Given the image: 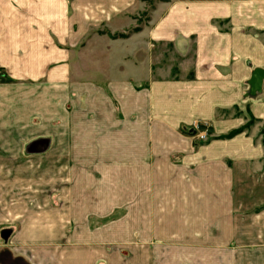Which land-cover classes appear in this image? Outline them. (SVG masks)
Wrapping results in <instances>:
<instances>
[{
	"label": "crops",
	"instance_id": "crops-1",
	"mask_svg": "<svg viewBox=\"0 0 264 264\" xmlns=\"http://www.w3.org/2000/svg\"><path fill=\"white\" fill-rule=\"evenodd\" d=\"M71 1L0 0V20L19 19L17 5L27 3L39 5L33 12L37 18L55 19L58 4L63 3L67 12ZM80 2L84 20L109 24L137 13V4H142ZM42 4L49 5L44 12ZM85 24L87 30L94 26ZM0 28V68L12 79L0 85V92L10 93L8 98L0 96V130L12 138L1 139L0 148L27 154L0 156V234L11 233L5 242L0 238V264H165L163 259L177 264H264V79L261 91L248 95L252 72L264 70V0L157 2L147 22L120 45L129 43L135 56L125 55L112 67L97 58V75H84L83 109L76 126L87 133L83 147L97 154L95 159L88 157L99 165L96 210L114 211L120 206L117 202L129 196V211L157 213V227L177 228L178 244L206 246L193 251L184 246L178 252L134 251L128 259L88 245H105L104 238L91 242L87 236L64 234L70 204L64 207V217L50 205L44 210L49 216L42 214L41 168L26 164L48 161L53 164L50 189L58 192L63 180L66 191L71 188L73 171L57 164L73 163V156L63 155H70L69 132L76 127L74 111L66 107L73 80L67 56L52 45L38 49L40 42L35 44L32 37L27 41L20 27L10 30L1 23ZM153 42L171 44L179 58L176 67L155 74ZM86 58L84 70L91 68ZM33 80L43 84L45 94H26L25 81ZM90 131L97 132L96 140L90 139ZM200 132L208 135L205 142L196 138ZM47 150L49 156L37 155ZM10 163L17 166L11 168ZM146 226H154V220ZM182 229H193L192 238ZM141 240L148 243L152 238ZM219 244L239 246L232 251L226 246L219 255Z\"/></svg>",
	"mask_w": 264,
	"mask_h": 264
},
{
	"label": "rangeland",
	"instance_id": "rangeland-1",
	"mask_svg": "<svg viewBox=\"0 0 264 264\" xmlns=\"http://www.w3.org/2000/svg\"><path fill=\"white\" fill-rule=\"evenodd\" d=\"M73 1V3H72ZM68 5V10L66 12V6L62 4H58V7L54 9L58 13V17L55 19L48 20L45 18V15H42V18H37L33 12L38 11V4L27 3L24 5H17L20 7V11L18 14L19 19H1V23L6 24L9 29H14L20 27L21 30L25 32L27 41L32 37L34 43L38 45V49H42L47 45H52L57 49L58 54L63 53L68 58L69 64V72L71 79L73 80L74 91L71 97V102L66 105L67 109L70 111H74V121L75 126L80 124V115L82 111V91L81 84L84 78H88V76H96L98 61L97 58H100L101 64L104 66L107 63V66H113L115 61H120L125 58V55L128 54L134 55V47H130L129 43H125L120 47L122 41L128 39L131 35L137 33L140 28L147 22L148 14L155 7L157 2L166 1V0H141L142 4H137L138 8L132 15H127L128 17L122 16V20H110V24L105 21L100 23L99 20H84L82 17V7L83 4L80 2L81 0H72ZM89 5V4H88ZM49 5L42 4L40 5L41 11L44 12L46 7ZM53 7V4H51ZM85 6V5H84ZM132 7V5H131ZM11 8V6H10ZM12 12H17L18 9H12ZM131 9L127 10L130 11ZM62 12V13H61ZM59 13L63 14L59 16ZM132 20V21H131ZM94 24L92 29H86L85 22ZM133 23V27L131 23ZM5 26V25H4ZM2 28H0V33ZM5 30V28L3 29ZM8 30H5L7 33ZM5 33V34H6ZM1 37V34H0ZM188 43L190 45L193 44V38L188 39ZM27 44H29L27 42ZM171 44L165 45L157 42H153V65L155 69V74H160L162 69L173 68L176 67L179 58L176 56L173 48L170 46ZM114 46V47H113ZM105 47V48H104ZM86 59L91 60V68H94L93 73L92 69L88 67L84 70L82 66V59L84 57ZM135 56V55H134ZM129 57V56H128ZM127 57V58H128ZM94 61L92 62V60ZM130 70V69H129ZM84 71L85 74H84ZM89 71V73H88ZM91 72V73H90ZM12 79L8 76V72L4 68H0V85L10 84ZM24 82V81H22ZM17 83V82H15ZM37 81H25L26 84V94L37 96L35 92L44 93L40 88L41 83ZM31 88V90H29ZM4 93V94H3ZM7 97L10 96V93L0 92V96ZM11 96H16V94H11ZM16 100V99H15ZM85 134L79 127L76 126L73 132H69V148L67 149L69 154H63L67 156H73V163L70 164H57L59 169L65 170L66 167L70 168L69 170L73 171V180L68 181V192L66 191L65 180L59 181L58 192L50 189V182L48 179L49 168L53 166L48 161H44L41 164H26L27 168L35 167L41 168L42 172V184L40 191V200L42 214H47L49 216V212L44 211L46 205H50L52 207H56L60 212V216L65 213L64 207L66 204H70L71 209L68 211V219L69 223L66 227L61 230L64 234L74 235L79 237H89V241L96 242L98 239L103 241L105 239V245L102 242L98 243H88L90 247H103L107 253H119V255L123 259H128L131 252L141 251V252H152L156 253V251L165 252H178V250L189 249L193 251L194 249H206V246L199 244H178V240L174 239V235H178L179 231L177 228H168V227H157V223L161 224V222L155 221L157 219L156 214L153 212H131L128 210L129 207V196H123L122 202L121 199L117 206L118 208L114 211H104L98 212L96 209L99 205L100 197L96 194L98 181L95 179L97 176V167L99 166L93 156L94 154L92 149L87 151L86 148L83 147V143L85 142ZM90 139H97V132L90 131ZM208 135L204 142L208 139ZM11 140L12 138L9 135H6V132L0 130V140ZM64 150V149H63ZM26 155L25 153H19L14 148H10L9 150L0 148V156H8V155ZM60 155V153H54L53 155ZM42 156H49L50 152L47 150L43 154H37ZM89 161V162H88ZM11 168L14 165L10 163ZM95 179V180H93ZM68 193L65 196V193ZM95 192V193H94ZM93 193V194H92ZM68 200V203H67ZM72 215V220L70 219ZM154 220V226H146V224H150L151 221ZM60 230V229H59ZM186 231V238H192L193 229H182ZM188 232L191 233V236H188ZM11 234V233H10ZM9 234V236H10ZM171 235L173 238L167 239V236ZM8 236V237H9ZM150 237L151 241L148 243L141 240V238ZM0 238H2L0 234ZM194 238V237H193ZM3 239V238H2ZM8 239V238H7ZM6 239V240H7ZM87 239V238H86ZM135 239H138L137 242ZM4 240V239H3ZM168 241V242H167ZM5 242V240H4ZM3 242V243H4ZM78 244V243H75ZM74 244V245H75ZM85 243H79L75 246H83ZM87 245V244H85ZM228 248L229 251L235 249L236 244H228V245H220L218 246L219 255L226 252L225 248ZM102 249V248H101ZM163 249V250H162ZM236 250V249H235ZM160 262L159 259L156 260ZM165 264H177L176 260L163 259ZM215 262L221 264L225 263L224 260H189L186 264H215Z\"/></svg>",
	"mask_w": 264,
	"mask_h": 264
},
{
	"label": "water",
	"instance_id": "water-1",
	"mask_svg": "<svg viewBox=\"0 0 264 264\" xmlns=\"http://www.w3.org/2000/svg\"><path fill=\"white\" fill-rule=\"evenodd\" d=\"M263 79H264V70L255 69L252 72L251 77L248 81L249 84L248 95L254 96L256 93H259L261 91V83ZM9 234H10L9 230H4L1 232V236L4 240L8 238Z\"/></svg>",
	"mask_w": 264,
	"mask_h": 264
},
{
	"label": "built area",
	"instance_id": "built-area-1",
	"mask_svg": "<svg viewBox=\"0 0 264 264\" xmlns=\"http://www.w3.org/2000/svg\"><path fill=\"white\" fill-rule=\"evenodd\" d=\"M206 134L204 132H200L196 135V138L200 141H204V139H206Z\"/></svg>",
	"mask_w": 264,
	"mask_h": 264
},
{
	"label": "trees",
	"instance_id": "trees-1",
	"mask_svg": "<svg viewBox=\"0 0 264 264\" xmlns=\"http://www.w3.org/2000/svg\"><path fill=\"white\" fill-rule=\"evenodd\" d=\"M243 129H244V127L240 128V129H237V130L231 132L230 134H228L227 136H225V138H227V137H228V138H229V137H232V136H234V135L240 133Z\"/></svg>",
	"mask_w": 264,
	"mask_h": 264
}]
</instances>
